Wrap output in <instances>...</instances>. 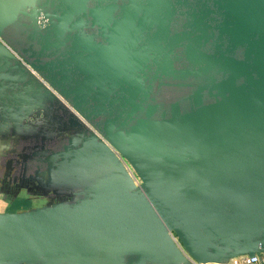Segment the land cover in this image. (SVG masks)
<instances>
[{"label": "water", "instance_id": "1", "mask_svg": "<svg viewBox=\"0 0 264 264\" xmlns=\"http://www.w3.org/2000/svg\"><path fill=\"white\" fill-rule=\"evenodd\" d=\"M39 135L59 199L0 211V264L261 253L264 0H0V148Z\"/></svg>", "mask_w": 264, "mask_h": 264}, {"label": "flooded vegetation", "instance_id": "2", "mask_svg": "<svg viewBox=\"0 0 264 264\" xmlns=\"http://www.w3.org/2000/svg\"><path fill=\"white\" fill-rule=\"evenodd\" d=\"M37 138L40 139V135ZM22 162V159L16 154L5 155L3 151L0 152V211H13L6 208L12 205L22 195L20 194L22 192L29 202L38 201L31 207L59 199V196L46 192L44 189L42 173H33L27 170L23 173ZM62 198L69 199L64 195Z\"/></svg>", "mask_w": 264, "mask_h": 264}, {"label": "rangeland", "instance_id": "3", "mask_svg": "<svg viewBox=\"0 0 264 264\" xmlns=\"http://www.w3.org/2000/svg\"><path fill=\"white\" fill-rule=\"evenodd\" d=\"M40 142L39 139L37 138V140H35L34 138H31L29 141L26 140L24 141H20L18 144L14 145V152L12 153V151H8L11 148V140H9L7 143H3L6 145H3L0 148V152L3 151L5 155H10V154H16V152H19L21 147L24 146V151H31L32 148L30 149V147L34 146L36 143ZM8 152H11L10 154ZM17 155V154H16ZM33 167L30 166L27 168L28 172H33ZM22 195H20V197H18V199H16L12 205H10L8 208H6L7 210H17V209H23V208H27V207H31L33 205V203H37V200H34L33 202H29L28 199L25 198L24 193H20Z\"/></svg>", "mask_w": 264, "mask_h": 264}, {"label": "built area", "instance_id": "4", "mask_svg": "<svg viewBox=\"0 0 264 264\" xmlns=\"http://www.w3.org/2000/svg\"><path fill=\"white\" fill-rule=\"evenodd\" d=\"M118 156L123 161L122 163L130 173V175L133 177L134 181L136 182V177L132 174L131 169L127 164L126 160L121 155L118 154ZM194 264H202V263L195 262ZM225 264H264V256L261 255V253H255L253 256H249L246 253H242L230 257Z\"/></svg>", "mask_w": 264, "mask_h": 264}, {"label": "bare ground", "instance_id": "5", "mask_svg": "<svg viewBox=\"0 0 264 264\" xmlns=\"http://www.w3.org/2000/svg\"><path fill=\"white\" fill-rule=\"evenodd\" d=\"M38 120H39V118L36 117L35 123H38V124L36 125V129H37V127H39L40 124L42 123L41 121H38Z\"/></svg>", "mask_w": 264, "mask_h": 264}, {"label": "crops", "instance_id": "6", "mask_svg": "<svg viewBox=\"0 0 264 264\" xmlns=\"http://www.w3.org/2000/svg\"><path fill=\"white\" fill-rule=\"evenodd\" d=\"M261 255H263V256H264V251H262V252H261Z\"/></svg>", "mask_w": 264, "mask_h": 264}]
</instances>
